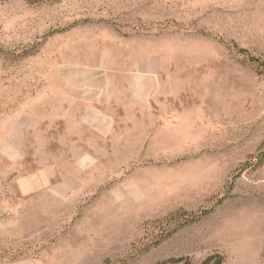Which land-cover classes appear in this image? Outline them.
Instances as JSON below:
<instances>
[{
  "label": "rangeland",
  "instance_id": "rangeland-1",
  "mask_svg": "<svg viewBox=\"0 0 264 264\" xmlns=\"http://www.w3.org/2000/svg\"><path fill=\"white\" fill-rule=\"evenodd\" d=\"M127 73L157 75L148 109ZM111 80L101 137L78 100ZM8 128L26 147L0 161V264H264V0H0Z\"/></svg>",
  "mask_w": 264,
  "mask_h": 264
},
{
  "label": "crops",
  "instance_id": "crops-1",
  "mask_svg": "<svg viewBox=\"0 0 264 264\" xmlns=\"http://www.w3.org/2000/svg\"><path fill=\"white\" fill-rule=\"evenodd\" d=\"M126 75L128 84L124 105L128 108L148 109L159 92L157 75L146 73H127ZM97 91L100 94L95 95V97L83 95L78 100L84 104V109L78 123L89 128L99 136L106 137L116 124L112 110L116 109L119 106L117 104L118 101H123V99L119 95V85L114 80H111L107 86L101 89L98 88ZM102 105H107L110 111L101 108ZM72 110H69V114L75 116L71 112ZM75 124H77V121ZM5 133V137H2L0 134V161H5L16 166L24 158L26 142L18 135L15 136L12 129ZM50 172L51 170H48V173ZM46 173L47 170L39 168L30 174L17 175L15 182L19 194L21 196H31L43 190L46 187L47 179H50V177L47 178ZM7 177L14 178V171L12 170Z\"/></svg>",
  "mask_w": 264,
  "mask_h": 264
},
{
  "label": "trees",
  "instance_id": "trees-1",
  "mask_svg": "<svg viewBox=\"0 0 264 264\" xmlns=\"http://www.w3.org/2000/svg\"><path fill=\"white\" fill-rule=\"evenodd\" d=\"M178 264H193L190 260H181V262H177ZM200 264H222V259L217 257H209L204 262Z\"/></svg>",
  "mask_w": 264,
  "mask_h": 264
}]
</instances>
